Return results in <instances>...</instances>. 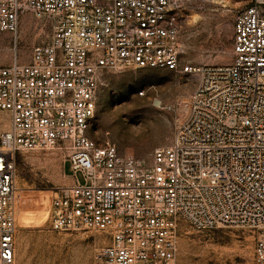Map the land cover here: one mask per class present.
<instances>
[{
  "label": "built area",
  "instance_id": "2783aa9c",
  "mask_svg": "<svg viewBox=\"0 0 264 264\" xmlns=\"http://www.w3.org/2000/svg\"><path fill=\"white\" fill-rule=\"evenodd\" d=\"M183 0H0V33L25 15L47 29L26 60L0 62V264H16L18 213L46 211L54 231H98L93 264H176L183 223L253 234L264 264V0L233 16L226 63L182 62ZM153 67L190 77L172 141L146 165L90 135L104 70ZM143 94V91L140 92ZM55 151L71 183L47 202L16 184V154Z\"/></svg>",
  "mask_w": 264,
  "mask_h": 264
},
{
  "label": "rangeland",
  "instance_id": "374dc122",
  "mask_svg": "<svg viewBox=\"0 0 264 264\" xmlns=\"http://www.w3.org/2000/svg\"><path fill=\"white\" fill-rule=\"evenodd\" d=\"M244 4L245 0H183L182 62H229L233 16ZM16 34L15 44L12 33H0L1 63L12 60L14 46L20 60H26L31 47L46 40L47 29L25 15ZM194 86L190 77L167 69L104 70L89 135L100 144L109 140L121 154L149 165L153 150L172 141ZM8 126V114L0 110V135ZM71 180L69 165L55 151L16 154V184L23 192L47 202L56 187ZM45 219L46 211L36 207L18 213L16 264H93L95 250L106 242L100 232L54 231ZM253 244V234L246 228L198 230L183 223L176 264H253Z\"/></svg>",
  "mask_w": 264,
  "mask_h": 264
},
{
  "label": "bare ground",
  "instance_id": "6f19581e",
  "mask_svg": "<svg viewBox=\"0 0 264 264\" xmlns=\"http://www.w3.org/2000/svg\"><path fill=\"white\" fill-rule=\"evenodd\" d=\"M156 103H157V101H156Z\"/></svg>",
  "mask_w": 264,
  "mask_h": 264
}]
</instances>
